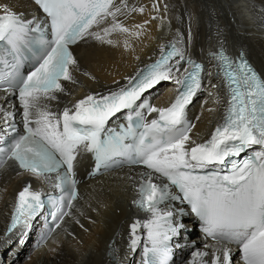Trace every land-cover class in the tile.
Returning a JSON list of instances; mask_svg holds the SVG:
<instances>
[{
  "label": "snow or ice",
  "instance_id": "1",
  "mask_svg": "<svg viewBox=\"0 0 264 264\" xmlns=\"http://www.w3.org/2000/svg\"><path fill=\"white\" fill-rule=\"evenodd\" d=\"M34 2L50 18L52 38L40 37L34 52V67L26 76L18 74V58L28 34L40 32L41 27L38 22L22 20L8 5L0 4V42L9 46L8 52L17 61L10 63L0 57V64L11 69L0 72V85H8L0 90L18 92L26 133L15 137L7 147H0V163L15 160L21 169L37 177L59 174L66 166L59 176L64 194L53 201L58 205L53 219L62 220L68 214L64 209L72 207L77 195V181L73 176L78 151L83 149L94 155L97 171L108 170L116 163L115 158L125 157L129 163L142 164L149 170L142 173L136 201L139 208L153 216L145 225L149 228L152 248L145 251L146 254L151 251L159 260L149 264H167V250L162 245L169 233L178 231L179 226H172L169 219L172 213L161 215L159 210L165 200L180 199L173 194V188L183 194L182 201L204 222L208 235L224 245L222 257L216 255L211 264H232L229 244L239 248L243 264H264V79L243 54L238 62L223 51L214 54L230 100L224 123L217 126L211 139L204 143L191 140L194 125L186 118L187 105L201 90L204 69L191 59L185 61L183 52L175 45L167 52L161 48V58L147 70L138 72L133 78L135 84L129 81L131 87L102 98L88 95L74 105V110L65 108L57 115L47 110L46 105L42 106L41 100L57 99L52 93L64 91L61 80L74 82L69 65L77 62L69 46L86 35L111 44V40H105L107 35L113 30L128 33L129 29L115 22L116 13L121 9L113 10L114 0ZM109 16L113 24L103 29V36L90 31ZM174 57L178 59L170 63ZM181 61L191 70L184 68L185 75L179 77L175 74L181 71ZM173 79L179 88L169 107L137 104L147 89L160 81ZM136 108H146L148 113H158L159 117L148 122L144 113L135 111ZM122 109L129 110L127 126L119 130L109 128V120ZM129 140L131 143H126ZM253 145L260 146L261 150L247 158L234 159ZM214 165L222 167L210 174H200ZM224 168L227 172L222 174ZM160 178L167 182H154ZM42 207L40 195L25 186L18 194L9 232L19 223L34 218ZM138 227V223L132 226L133 235ZM136 243L133 239L132 246ZM196 255L202 257L207 253Z\"/></svg>",
  "mask_w": 264,
  "mask_h": 264
},
{
  "label": "bare ground",
  "instance_id": "2",
  "mask_svg": "<svg viewBox=\"0 0 264 264\" xmlns=\"http://www.w3.org/2000/svg\"><path fill=\"white\" fill-rule=\"evenodd\" d=\"M0 4L8 5L25 18L36 10L28 0H0ZM115 7L121 9L115 22L129 32L113 30L105 37L111 44L86 35L72 48L77 63L69 66V72L74 82L63 81L64 91L52 93L57 99L41 100V105H46L50 112L59 115L65 108L74 110V105L88 95L112 93L155 59L161 48L172 43L183 52L185 60L204 61L202 87L189 108L194 125L190 138L202 143L223 122L228 106L212 53L218 48L227 55L241 50L264 78V0H114L113 10ZM141 8L143 12L139 11ZM112 24L113 18L109 16L90 31L103 36V29L111 28ZM179 66L181 71L175 75L181 77L189 65L181 61ZM174 85L172 81H163L148 93L155 107L165 108L170 103L173 96L169 91ZM0 105L1 128L6 102L0 100ZM11 106L23 113L19 100L13 99ZM84 160L85 156L79 153L75 168ZM134 177L131 172L117 171L83 181L79 186L80 196L64 222L47 242L38 246L43 211L11 232L7 224L16 193L30 184L31 191L47 194L48 182L44 181L45 177L16 170L11 162L3 164L0 166V264H135L138 251L130 250L134 239L132 226L139 215L133 207L137 196ZM195 227V224L191 226L185 241L191 240ZM184 237L182 232L178 241ZM177 253L181 254V249Z\"/></svg>",
  "mask_w": 264,
  "mask_h": 264
},
{
  "label": "rangeland",
  "instance_id": "3",
  "mask_svg": "<svg viewBox=\"0 0 264 264\" xmlns=\"http://www.w3.org/2000/svg\"><path fill=\"white\" fill-rule=\"evenodd\" d=\"M35 232V231H34ZM31 251H34V250H31ZM31 251H29V252H31Z\"/></svg>",
  "mask_w": 264,
  "mask_h": 264
},
{
  "label": "water",
  "instance_id": "4",
  "mask_svg": "<svg viewBox=\"0 0 264 264\" xmlns=\"http://www.w3.org/2000/svg\"><path fill=\"white\" fill-rule=\"evenodd\" d=\"M51 224H53V223H51Z\"/></svg>",
  "mask_w": 264,
  "mask_h": 264
}]
</instances>
